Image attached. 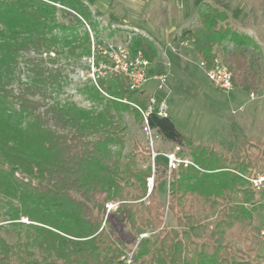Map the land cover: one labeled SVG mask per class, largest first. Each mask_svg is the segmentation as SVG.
Segmentation results:
<instances>
[{
  "label": "trees",
  "instance_id": "trees-1",
  "mask_svg": "<svg viewBox=\"0 0 264 264\" xmlns=\"http://www.w3.org/2000/svg\"><path fill=\"white\" fill-rule=\"evenodd\" d=\"M85 23L92 31L97 21L82 0H0V264H124L131 252V264H264L254 228L264 188L258 194L249 180L264 173V147L251 143L233 152L196 145L172 115L153 111L151 126L188 146L192 164L169 171L167 157H157L163 170L149 192L153 168L140 162L151 149L136 137L124 148L125 114L141 122L136 105L146 109L151 92L132 90L120 74L97 73L80 88L90 107L68 93L61 97L66 83L54 66L58 57L66 50L93 55ZM187 41L205 70L221 57L234 84L256 87L243 47L260 44L232 25L225 10L199 8L174 48ZM145 48L142 37H133L132 53ZM94 55L96 65L106 58L97 49ZM161 178L168 181L167 202L159 197ZM109 201L118 207L107 213ZM17 226L23 228L16 241L7 240L3 232ZM144 230L152 234L139 239Z\"/></svg>",
  "mask_w": 264,
  "mask_h": 264
},
{
  "label": "rangeland",
  "instance_id": "rangeland-1",
  "mask_svg": "<svg viewBox=\"0 0 264 264\" xmlns=\"http://www.w3.org/2000/svg\"><path fill=\"white\" fill-rule=\"evenodd\" d=\"M82 1L88 4L97 21L92 31L86 23L84 25L94 38L96 47L102 51L123 46L130 49L133 37L140 36L144 39L146 48L143 52L151 61V67L158 69L163 66L168 71L166 93L170 115L185 134L193 137L196 145L213 144L219 150L233 152H237L242 145L248 146L251 143L264 147V0ZM207 6L225 10L232 25L253 36L260 44L259 49L253 46L243 47L244 54L249 58L250 68L258 75V83L254 89L235 84L230 92L222 91L208 79L192 41L181 44L179 51L174 48L180 30L196 22L197 10ZM58 16L62 19L60 13ZM83 30L84 26L80 27V35ZM226 44L229 48L233 47L232 42ZM102 54L106 58H102L99 63L109 60L108 54L104 52ZM88 58L71 55L66 50L54 65L62 69L65 77L66 93L61 94V97L64 98L68 93L74 101L84 107H90L93 102L81 93L80 88L95 80L99 70L96 66L95 69L92 67ZM218 59L224 62L221 57ZM155 86V81L151 80L146 84L145 90L152 92ZM125 123L128 129L124 153L131 149L133 137H136L144 147L150 148L149 140L142 131L141 122L133 112L125 114ZM154 138V149L160 152L158 158L164 156V153L175 152L178 158L192 159L188 146L168 141L157 132ZM157 157L155 165L151 154L148 161L140 162L144 167L151 164L154 177L163 170L162 160L159 161ZM158 188L159 197L167 202L166 178L159 180ZM263 188L264 182L261 189H254L261 194ZM256 215L258 221L254 228L260 239L258 252L264 255V235L261 234V230H264V207L259 208ZM165 217L170 225H175L174 217L167 207ZM20 221L29 222L26 216H22ZM22 228L10 227L3 235L7 240L15 242ZM121 237L125 238L123 233ZM126 240L130 245V239Z\"/></svg>",
  "mask_w": 264,
  "mask_h": 264
},
{
  "label": "built area",
  "instance_id": "built-area-1",
  "mask_svg": "<svg viewBox=\"0 0 264 264\" xmlns=\"http://www.w3.org/2000/svg\"><path fill=\"white\" fill-rule=\"evenodd\" d=\"M89 27V26H88ZM98 52L108 54L109 62L103 61L98 65L95 63V50ZM92 51L93 55L90 56L89 61L92 63V67L99 68L98 76H104L109 73H117L122 75L128 82L132 90L145 89L146 84L153 80L156 83L155 89L151 92L149 105L146 109L136 105L142 115L141 128L143 133L147 136L151 148V157L153 165H155V159L160 152L154 149L155 144V133L156 130L153 128L149 121V115L155 111L158 116L166 117L170 114V107L167 97V85H168V71L163 69L162 71L157 68L151 67V61L145 56L142 50H138L132 53L128 47L111 48L110 51H102L99 47H96L94 38L92 37ZM96 68V69H97ZM208 79L211 83L221 89L224 92H230L233 87L232 72L223 61L215 59L214 65L205 70ZM94 75V74H93ZM95 79V78H94ZM167 157L168 170H172L178 166L180 162H183L185 166L192 164V159L178 158V154L175 152L164 153ZM249 180L255 189H261L264 182V174L257 173L249 177ZM155 184V177L151 175L147 179V185L149 192L152 190ZM118 207L117 202H107L106 208L107 213L116 210ZM152 231L144 230L139 233V239L149 237ZM261 234L264 235V230H261ZM133 261L132 252L128 254L124 264H131Z\"/></svg>",
  "mask_w": 264,
  "mask_h": 264
},
{
  "label": "crops",
  "instance_id": "crops-1",
  "mask_svg": "<svg viewBox=\"0 0 264 264\" xmlns=\"http://www.w3.org/2000/svg\"><path fill=\"white\" fill-rule=\"evenodd\" d=\"M188 42V41H187ZM187 42H183L182 44H187ZM198 56V55H197Z\"/></svg>",
  "mask_w": 264,
  "mask_h": 264
}]
</instances>
